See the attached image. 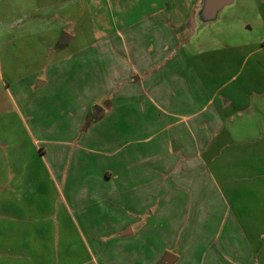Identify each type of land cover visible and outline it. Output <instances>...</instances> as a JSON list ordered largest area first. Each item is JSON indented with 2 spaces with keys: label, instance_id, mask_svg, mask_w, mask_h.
<instances>
[{
  "label": "crops",
  "instance_id": "1",
  "mask_svg": "<svg viewBox=\"0 0 264 264\" xmlns=\"http://www.w3.org/2000/svg\"><path fill=\"white\" fill-rule=\"evenodd\" d=\"M82 2L0 0L24 138L0 172V255L33 235L30 260L67 259L70 240L47 248L71 233L91 264H264V35L204 48L163 8L81 26Z\"/></svg>",
  "mask_w": 264,
  "mask_h": 264
},
{
  "label": "rangeland",
  "instance_id": "2",
  "mask_svg": "<svg viewBox=\"0 0 264 264\" xmlns=\"http://www.w3.org/2000/svg\"><path fill=\"white\" fill-rule=\"evenodd\" d=\"M80 4L82 19L79 21L81 26H85L90 14L93 23H107L108 15L125 14L128 17H136L139 14L149 11L153 8H163L165 12L170 13L176 9V13L183 18V28L180 29L179 37L189 39L192 44L210 48L214 46L229 45L241 42L254 43L259 41L264 35V12L259 6H255L252 0H233L231 4L225 6L218 16L212 20L202 23L197 18V4L199 0H109L106 4L95 0L97 3L88 5L89 11H86L85 0ZM262 8V7H261ZM89 13V14H88ZM130 19V18H129ZM83 24V25H82ZM109 24V22H108ZM71 36L73 30L64 31ZM61 33V32H60ZM59 33V35H60ZM83 41L89 39L86 35L78 36ZM78 38L73 42L77 43ZM6 46L0 43V172L7 170L6 156L7 149L12 145L10 141H23L21 136L22 127L19 119L16 117V108L9 96L5 80L6 70H11L8 66L10 61H6ZM22 55V53H21ZM14 59H20L18 57ZM7 147V149H6ZM69 234V233H67ZM65 237L54 238L55 243L47 248L48 251L54 248H64L66 240H70L68 247L74 248V253L64 259V254H60L59 259L46 260L44 264H91L86 261L82 252V246L77 243L76 237L71 233ZM25 245H10L13 250L0 255V264H41L38 259L30 260L28 256L31 251L40 249V238L33 235L24 236ZM38 242V243H37ZM11 243V242H9ZM8 243V244H9ZM12 244V243H11ZM57 244V245H56ZM77 249H76V247ZM76 249V250H75ZM28 253V254H27Z\"/></svg>",
  "mask_w": 264,
  "mask_h": 264
},
{
  "label": "water",
  "instance_id": "3",
  "mask_svg": "<svg viewBox=\"0 0 264 264\" xmlns=\"http://www.w3.org/2000/svg\"><path fill=\"white\" fill-rule=\"evenodd\" d=\"M232 1L233 0H199L196 9L198 20L202 23L214 20L218 16V13L225 6L231 4ZM70 38L71 36L69 34L61 31L58 37L57 46L62 47L66 45L69 42ZM101 110L102 109L96 105L92 106L90 109L91 117L93 119L97 118L100 115ZM163 262V264L168 263L167 260H163Z\"/></svg>",
  "mask_w": 264,
  "mask_h": 264
}]
</instances>
